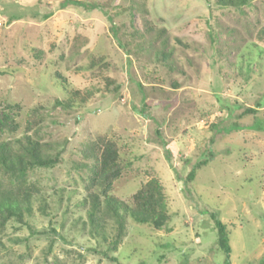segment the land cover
<instances>
[{
	"label": "rangeland",
	"instance_id": "374dc122",
	"mask_svg": "<svg viewBox=\"0 0 264 264\" xmlns=\"http://www.w3.org/2000/svg\"><path fill=\"white\" fill-rule=\"evenodd\" d=\"M215 2L0 0V141L36 114L61 159L28 173L39 191L25 225L0 234V264H224L211 213L226 225L230 264H264V0ZM75 90L88 99L56 104ZM99 135L131 164L109 195L130 206L155 178L169 218L155 230L125 215L115 262L101 254L114 223L102 226L106 242L91 232L74 167Z\"/></svg>",
	"mask_w": 264,
	"mask_h": 264
},
{
	"label": "trees",
	"instance_id": "16d2710c",
	"mask_svg": "<svg viewBox=\"0 0 264 264\" xmlns=\"http://www.w3.org/2000/svg\"><path fill=\"white\" fill-rule=\"evenodd\" d=\"M252 1L255 0H216L215 3L223 8L241 9L249 7ZM259 37H264V29L260 30ZM169 56V54H161L163 60ZM88 96L89 94L84 95L79 90H75L70 92V98L64 104L61 101H57L56 104L68 108L71 107L74 99L78 98L84 102ZM40 121V118L37 119L36 114H33L27 122L23 136L10 141H0V234L11 220L25 225V216L31 214V199L38 193L39 188L29 183L28 173L34 169H50L61 163L60 154L51 153V144L41 141L37 131ZM1 125L0 122V131ZM34 125L36 128L32 129ZM81 154L86 161L75 163L74 167L86 175L83 179L86 198L79 205L86 208L91 232L100 236L103 242L107 241V237L102 231V226L107 221L114 223V234L107 241V251L101 254L110 262H115L116 258L108 253H115L125 236V215L136 224L149 225L155 230L162 229L167 223L169 218L163 186L159 180L151 178L132 196V203L127 206L109 195L112 183L131 165L121 163L116 143L99 135L87 143ZM206 164L207 160L195 164L188 172L186 180L192 182L197 170ZM210 217L216 230L217 248L224 254V264H230L226 225L215 213H211ZM4 264L18 263L8 261Z\"/></svg>",
	"mask_w": 264,
	"mask_h": 264
}]
</instances>
